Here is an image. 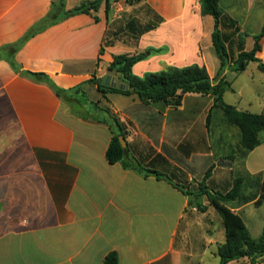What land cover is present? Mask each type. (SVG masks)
Segmentation results:
<instances>
[{"label":"crops","instance_id":"0c3cea01","mask_svg":"<svg viewBox=\"0 0 264 264\" xmlns=\"http://www.w3.org/2000/svg\"><path fill=\"white\" fill-rule=\"evenodd\" d=\"M53 1L0 0V49L21 40L48 15ZM85 1L91 0L65 3L73 9ZM124 1L114 0L108 13L103 3L96 13L52 25L16 53L22 70L45 73L66 90L64 97L0 59V264H103L112 252L120 264H206V235L215 237L211 245L225 239L221 217L219 230L203 226L213 208L202 194L207 172L213 169L205 182L211 193L228 192L236 177L264 173V131L261 145L243 156L240 131L214 108L213 95L188 94L176 109L144 104L137 94H102L88 83L94 77L113 82L108 73L115 55L145 53L150 46L153 53L133 68L137 76L198 64L214 79L220 70V60L216 73L207 66L208 55L216 53L215 20L202 15L201 0L137 5L151 7L163 22L128 52L109 37ZM220 5L236 23L224 29L230 33L228 47L235 55L253 50L254 35L264 26V0ZM261 46L257 57L264 61V37ZM160 49L165 50L157 53ZM249 70L252 79L255 70L261 72L255 62L241 73L225 71L231 87L224 101L264 114V86L253 91L236 86ZM90 90H96L94 97ZM228 93L234 101H227ZM121 133L128 167L106 157L114 134ZM200 205L208 207L206 213L199 214ZM256 208L250 203L235 210L250 232Z\"/></svg>","mask_w":264,"mask_h":264},{"label":"trees","instance_id":"16d2710c","mask_svg":"<svg viewBox=\"0 0 264 264\" xmlns=\"http://www.w3.org/2000/svg\"><path fill=\"white\" fill-rule=\"evenodd\" d=\"M114 0H91L85 1L78 7L67 9L65 0H55L52 2L48 15L35 24L30 31L18 42L0 49V59L5 58L16 72H21L25 76L38 81L47 82L60 97H64L66 90L58 87L45 73H35L24 71L15 60L16 53L32 37L46 28L60 23L72 16L79 14H93L98 12L103 3L106 11L109 12ZM146 0H126L129 6H137L145 3ZM221 0H201L202 15H211L215 20V30L212 35L213 45L220 60V70L217 76L212 79L207 68L198 64L184 67L167 66L158 72H149L145 76H137L133 72L136 64L148 58L147 52L139 54H119L113 57L109 70H117L119 80L127 88L108 86L102 79L94 77L88 83L97 87L102 94L118 93L122 95L137 94L144 104L163 102L172 108H179L183 99L188 94L213 95L215 97L214 108L222 110L224 119L237 127L241 135V153L247 156L248 153L261 145V133L264 131V114H254L239 111L236 107L228 105L224 101L225 92L231 87L224 76L225 71L230 70L241 73L248 66L255 62L259 70L264 73V61L257 57L262 50L261 40L264 37V26L261 32L254 35L255 46L251 51L241 49L238 55L234 54L232 48L228 47L230 33L224 32L225 28L232 29L236 23L228 17L220 5ZM149 20L142 23L136 16H131L124 20L125 25L120 28V32L131 35L138 43L139 39L146 33L157 29L163 22L151 7L144 6ZM128 15V13H126ZM124 15V14H123ZM124 15L123 17L127 16ZM122 18V17H121ZM126 18V17H125ZM96 21L99 18L95 17ZM248 36V35H245ZM112 42L105 43V46ZM165 49L156 50L157 53ZM105 47L101 49V56L104 55ZM100 60V59H99ZM83 85L76 91H80ZM212 114L209 115V119ZM123 134H114L106 157L110 164L123 162L127 149L123 148L119 137ZM128 167L126 162H123ZM212 168L207 172V176L201 185L202 194L206 195L209 206L213 207L221 216L225 229V241L219 246L217 256L219 264H230L234 261L248 259L252 264H264V227L261 235L254 238L246 226L245 221L236 209L253 203L255 207L264 206V173L258 175H248L247 177H236L231 190L228 192L208 191L206 180L212 172ZM158 177L163 174L148 170ZM199 210L206 212L207 207L200 205ZM103 264H120L117 253L112 252L104 260Z\"/></svg>","mask_w":264,"mask_h":264},{"label":"rangeland","instance_id":"374dc122","mask_svg":"<svg viewBox=\"0 0 264 264\" xmlns=\"http://www.w3.org/2000/svg\"><path fill=\"white\" fill-rule=\"evenodd\" d=\"M124 9H125L124 11L120 12V15L122 18H119L113 24L111 31L109 32V37L112 38L111 40L112 42L118 41L120 43L121 51L128 52V51H132L135 48L137 42L131 35L124 33V32H120V28L125 25L124 20H127V18H129L131 15V16L138 17L142 23H146L149 20V16H148L147 11L144 9V7H140V6H136V8L132 7L131 10L126 11V9H130V6L128 5L126 1H124ZM126 13H128V15ZM123 14L127 15L125 16L126 18L123 17L124 16ZM152 53H153L152 47L150 46L147 49V55L152 54ZM207 66L211 71H213V73H216V71L218 70L219 59L215 52H212L211 55H208ZM254 67H256L255 64H252L250 66V69H253ZM149 72H158V71H148V72L145 71L143 73V76H145ZM251 73H252L251 70H249V72L242 74L239 77V79L236 81V86L238 88H244L243 91H253L254 88L262 89L264 86V73L258 72L257 70H255L256 77L254 79H252ZM109 76L113 78L117 77L118 79L120 78L118 73L116 76H114L112 73L109 74ZM230 78H231L230 80L232 81L233 80L232 77ZM95 95H96V90H90V96L94 97ZM235 97L236 96L234 94L228 93L227 101L232 102L234 101ZM206 212L199 210V214L206 213ZM255 213H256L255 221L257 222V224L256 226L251 227L252 228L251 234L254 238H258L261 235L260 227L261 225L262 226L264 225V206L261 208H256ZM206 215H207V218L204 219L203 226L207 225L208 228L210 229L213 228L214 230H217V229L219 230L220 223L218 219L221 217L219 213L214 208H212V211ZM245 218L246 220H248L247 217ZM206 236H207L206 244L208 245V252H207V255L205 256L204 262L206 264H219L220 260H219V257L217 256V253H218L217 248L219 249L218 246L222 245L225 239L223 238V239L215 240L217 243L215 242V244L211 245V241H214L215 237H213V235L210 233ZM244 261H247V262H238V263L234 262L233 264H252L248 259ZM256 264H261V263H256Z\"/></svg>","mask_w":264,"mask_h":264},{"label":"water","instance_id":"95a60500","mask_svg":"<svg viewBox=\"0 0 264 264\" xmlns=\"http://www.w3.org/2000/svg\"><path fill=\"white\" fill-rule=\"evenodd\" d=\"M111 73L114 76H116L117 75V70L109 71L108 75L111 74ZM107 85L114 86V87H120V88H127L125 85H121V84L118 83L117 77H114L113 82L107 83ZM119 139H120V142H121L123 148H125L126 147V143H125L124 137L123 136H120Z\"/></svg>","mask_w":264,"mask_h":264}]
</instances>
